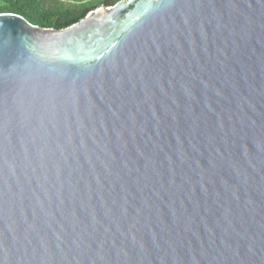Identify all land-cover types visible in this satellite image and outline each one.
<instances>
[{"label": "water", "instance_id": "95a60500", "mask_svg": "<svg viewBox=\"0 0 264 264\" xmlns=\"http://www.w3.org/2000/svg\"><path fill=\"white\" fill-rule=\"evenodd\" d=\"M0 264H264V0L0 14Z\"/></svg>", "mask_w": 264, "mask_h": 264}, {"label": "trees", "instance_id": "16d2710c", "mask_svg": "<svg viewBox=\"0 0 264 264\" xmlns=\"http://www.w3.org/2000/svg\"><path fill=\"white\" fill-rule=\"evenodd\" d=\"M117 1L119 0H0V14H17L39 27L63 29L84 18L90 10Z\"/></svg>", "mask_w": 264, "mask_h": 264}]
</instances>
